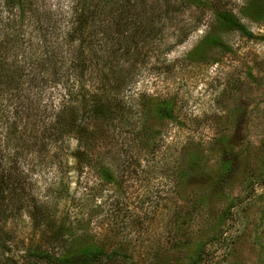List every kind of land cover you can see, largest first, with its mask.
Listing matches in <instances>:
<instances>
[{"label": "rangeland", "instance_id": "obj_1", "mask_svg": "<svg viewBox=\"0 0 264 264\" xmlns=\"http://www.w3.org/2000/svg\"><path fill=\"white\" fill-rule=\"evenodd\" d=\"M5 1L0 254L264 264V0Z\"/></svg>", "mask_w": 264, "mask_h": 264}, {"label": "trees", "instance_id": "obj_2", "mask_svg": "<svg viewBox=\"0 0 264 264\" xmlns=\"http://www.w3.org/2000/svg\"><path fill=\"white\" fill-rule=\"evenodd\" d=\"M18 1H21V0H17V2ZM13 2H14V0H7L6 4L7 5L10 4L12 6ZM104 3H105V5H108L109 7L105 8V6H98L100 8V11H98V12H95L92 9L87 8L84 5L79 7V9H78L79 13H76L77 21H78V24H77L78 28H76V30L78 32L83 30V27L89 26L91 23L94 24L95 19L97 17L99 18V16L101 18H103L105 21V19L107 17H110L111 15L113 16L116 14V12H117L116 6H119V4L117 3V0H104ZM18 4L20 6H22L21 3H18ZM98 7H96V8H98ZM221 19L225 22V24L229 25L230 27H235L236 29H239V27H240V25L236 22V20L228 14L223 13L221 15ZM104 23L105 22L101 21L102 25H104ZM116 28L118 29V23L116 24ZM31 71H32V69H31ZM32 76H34V77H32ZM32 76H31L32 78L30 80L32 82L36 81L37 77L34 74V72L32 73ZM42 81L46 82L47 80L44 79ZM30 103H32V102H30ZM112 254H116V253H112ZM105 257H107V256L101 249H89V250H85V251H82L79 253H73L71 255H67V256H64L62 258H55V257L49 255L47 252H41L38 255H35L33 257L30 256L29 258L32 261L31 264H99L101 262V260ZM0 264H13V262L10 258H8L7 254H0Z\"/></svg>", "mask_w": 264, "mask_h": 264}]
</instances>
